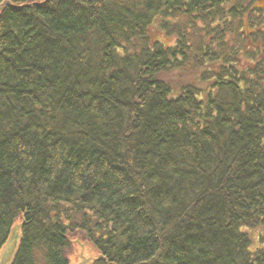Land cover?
<instances>
[{
    "label": "trees",
    "instance_id": "1",
    "mask_svg": "<svg viewBox=\"0 0 264 264\" xmlns=\"http://www.w3.org/2000/svg\"><path fill=\"white\" fill-rule=\"evenodd\" d=\"M4 1L11 264H264V0Z\"/></svg>",
    "mask_w": 264,
    "mask_h": 264
},
{
    "label": "water",
    "instance_id": "2",
    "mask_svg": "<svg viewBox=\"0 0 264 264\" xmlns=\"http://www.w3.org/2000/svg\"><path fill=\"white\" fill-rule=\"evenodd\" d=\"M5 6H10V2L4 1L0 3V10H2ZM19 239L20 225L15 224L10 231L7 241L0 250V264H11L17 251ZM75 243L79 246L80 249V261L77 264H93L94 261L98 259V256L93 255L92 249L88 250V256L84 255V245L80 243L79 238L75 241Z\"/></svg>",
    "mask_w": 264,
    "mask_h": 264
},
{
    "label": "rangeland",
    "instance_id": "3",
    "mask_svg": "<svg viewBox=\"0 0 264 264\" xmlns=\"http://www.w3.org/2000/svg\"><path fill=\"white\" fill-rule=\"evenodd\" d=\"M157 37H158L161 41H163L164 43H166V44H169V43L172 42V39H171L170 37L165 36L163 33H158V34H157ZM173 77L176 79V75L173 76ZM18 225H19V224H18ZM251 236L253 237L254 240H256V238H257V231H251ZM78 238L80 239V243L84 245V255H85V256H88V254H89V253H88V250H89V249L91 250V248H90L88 245H86V244L81 240L82 238H80L79 236L76 237L75 241H76ZM256 245H257V244H256ZM79 251H80L79 246L75 243L74 253H73L72 257H71L72 264H77V263L80 261V258H79ZM92 253H93V255L95 256V253H94L93 251H92Z\"/></svg>",
    "mask_w": 264,
    "mask_h": 264
}]
</instances>
